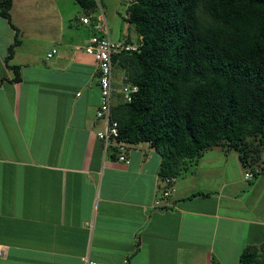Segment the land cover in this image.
<instances>
[{"label": "crops", "instance_id": "0c3cea01", "mask_svg": "<svg viewBox=\"0 0 264 264\" xmlns=\"http://www.w3.org/2000/svg\"><path fill=\"white\" fill-rule=\"evenodd\" d=\"M116 1L127 11L134 0ZM12 2L11 22L0 13V264H240L247 247H264V182L246 180L241 157L213 147L185 160L172 207H157L160 154L140 143L118 162L97 138L87 11L77 0ZM109 31L140 40L132 25ZM124 77L114 72V101Z\"/></svg>", "mask_w": 264, "mask_h": 264}, {"label": "trees", "instance_id": "16d2710c", "mask_svg": "<svg viewBox=\"0 0 264 264\" xmlns=\"http://www.w3.org/2000/svg\"><path fill=\"white\" fill-rule=\"evenodd\" d=\"M77 2L87 14L96 9L95 0ZM12 6L0 0L9 22ZM125 21L141 40L138 51L113 56L114 72L138 87L131 102L114 101L120 138L149 143L162 157L163 177L178 176L185 160L220 144L239 151L244 165L261 162L264 0H134ZM9 69L19 82L20 67ZM240 264H264V247H247Z\"/></svg>", "mask_w": 264, "mask_h": 264}, {"label": "built area", "instance_id": "2783aa9c", "mask_svg": "<svg viewBox=\"0 0 264 264\" xmlns=\"http://www.w3.org/2000/svg\"><path fill=\"white\" fill-rule=\"evenodd\" d=\"M96 1V9L84 16L81 21L84 25L93 27L98 34L93 35L84 51L94 57L97 66V79L100 89V103L97 110V118L104 122L105 128L97 133V138L103 145L104 153L118 162L129 163L130 145L120 138L119 124L112 118V108L114 105V63L113 56L124 52H136L140 47L138 42H131L128 39L113 40L110 36L106 15L102 7ZM79 50V48H77ZM57 51L48 55L51 58ZM138 91V87L127 82V77L123 79V86L120 91L124 102H131L133 95ZM254 173L246 175V180L254 178ZM178 180L177 176L163 177L165 190L161 198L156 202L157 207L170 208V200L174 192V186ZM3 255L0 247V257Z\"/></svg>", "mask_w": 264, "mask_h": 264}, {"label": "rangeland", "instance_id": "374dc122", "mask_svg": "<svg viewBox=\"0 0 264 264\" xmlns=\"http://www.w3.org/2000/svg\"><path fill=\"white\" fill-rule=\"evenodd\" d=\"M98 4L102 7L104 10V13L107 14V20L110 26V30L112 31V28H115L117 31L122 30L123 35L126 33L127 26H130L128 22L124 20V17L127 14V11L124 7V5H120L116 0H97ZM116 72L118 74H123V70L116 69ZM215 147H220L223 149H226L230 153L236 154L240 158V152L236 151L234 149H229V147L226 144H220ZM262 161L259 163H254L253 165H243V169L245 172L254 173L256 176H258V181L260 182L263 180L264 182V151L262 153ZM257 182V185L259 184ZM258 197L261 198V200L264 201V186H261V189L259 190Z\"/></svg>", "mask_w": 264, "mask_h": 264}]
</instances>
